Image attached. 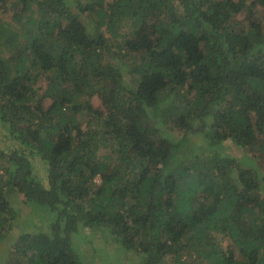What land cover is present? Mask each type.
Listing matches in <instances>:
<instances>
[{
	"label": "trees",
	"instance_id": "1",
	"mask_svg": "<svg viewBox=\"0 0 264 264\" xmlns=\"http://www.w3.org/2000/svg\"><path fill=\"white\" fill-rule=\"evenodd\" d=\"M0 139L1 264H264V0H0Z\"/></svg>",
	"mask_w": 264,
	"mask_h": 264
},
{
	"label": "rangeland",
	"instance_id": "2",
	"mask_svg": "<svg viewBox=\"0 0 264 264\" xmlns=\"http://www.w3.org/2000/svg\"><path fill=\"white\" fill-rule=\"evenodd\" d=\"M244 16H245V14L241 15L240 18L243 19ZM91 26H93V25H91ZM96 103H98V102L96 101ZM193 138L195 140H198L197 138H199V137L194 135ZM199 142H202V140H200ZM0 146H2V148L6 147V144L3 143L1 139H0ZM233 151L234 152L236 151L237 153H241L240 152L241 150H233L229 146L228 147V152L231 153V154H234ZM97 182L99 183V180H97ZM23 217H25V216L24 215H22V217L20 216V219H22L25 224H28V222H30L29 216H26L25 219ZM33 220L34 219H32L31 222ZM33 222L36 223L37 219L34 220ZM88 238H90V239H86L87 243H86L84 249L91 256L94 254L95 257H96V253H98L99 251H103L105 255H104V258L101 261L102 264H120V262H123V260H124L123 253L122 252L120 253L119 251H117L118 250V247L116 246L117 243L114 240H111V241L105 243V238L103 236H102V238H99V237L96 238L95 236H89ZM7 245H8L7 239H5V240L0 242V248H3V247L6 248ZM2 254L3 253H0V260H1L2 257L4 258V255H2ZM1 262L2 261H0V264H1ZM124 262H126V261H124Z\"/></svg>",
	"mask_w": 264,
	"mask_h": 264
}]
</instances>
